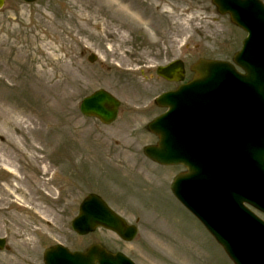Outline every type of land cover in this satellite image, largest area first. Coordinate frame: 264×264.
<instances>
[{"label": "rangeland", "instance_id": "rangeland-1", "mask_svg": "<svg viewBox=\"0 0 264 264\" xmlns=\"http://www.w3.org/2000/svg\"><path fill=\"white\" fill-rule=\"evenodd\" d=\"M243 36L211 0H7L0 11V236L10 247L0 251V264H44V250L58 242L71 250L102 242L137 264H233L172 194L169 172L182 168L154 167L143 148L157 141L146 129L163 111L154 99L173 88L157 66L182 58L190 79L191 64L231 58ZM43 46L58 59L50 66ZM21 49L27 56L18 58ZM91 54L98 59L90 62ZM46 69L60 89L44 91V83L51 88ZM98 89L122 102L112 125L80 112ZM10 136L27 156L14 151L8 159L2 145ZM6 161L29 177L12 196L3 192L12 179ZM91 192L138 225L133 242L105 229L72 230Z\"/></svg>", "mask_w": 264, "mask_h": 264}, {"label": "water", "instance_id": "water-1", "mask_svg": "<svg viewBox=\"0 0 264 264\" xmlns=\"http://www.w3.org/2000/svg\"><path fill=\"white\" fill-rule=\"evenodd\" d=\"M4 3L0 0V9ZM214 3L249 32L234 57L246 74L227 62L199 60L192 68V81L157 100L170 110L149 125L160 142L145 152L161 163H182L188 168L177 176L172 189L235 264H264V222L244 205L247 202L264 212V5L258 0ZM158 73L182 81L184 64L176 61ZM119 105L110 93L99 90L84 99L81 111L109 124L116 119ZM72 226L79 234L103 226L125 240L137 233L97 194L84 199ZM45 260L46 264H132L99 244L86 253L52 247Z\"/></svg>", "mask_w": 264, "mask_h": 264}, {"label": "bare ground", "instance_id": "bare-ground-1", "mask_svg": "<svg viewBox=\"0 0 264 264\" xmlns=\"http://www.w3.org/2000/svg\"><path fill=\"white\" fill-rule=\"evenodd\" d=\"M41 49L46 54V56L44 58H46L47 66L51 65L52 60L53 61H57L58 60L57 58H55L56 56L54 55L53 52H49L48 51V48L46 46H43ZM18 54H19L18 58H21V56H24V57L27 56L26 53L24 54L22 49L18 52ZM43 67H45V65L42 63V66H40V68L44 69ZM5 68H6V71H9V70L13 69V66H12V64H10V67H5ZM45 74H46L47 79H48V85L51 88H48L47 85L44 83V84H42L43 87H45L44 91L47 92L46 91L47 89H56V90L60 89L58 86L61 85L62 81L54 79L52 84H49L52 81V74H51V72L49 70L45 71ZM41 83H42V81H41ZM12 106L17 107V105H15V104H13ZM2 110H4V112L7 113V114L15 113V111H16V109H14V108H7V107L3 108ZM18 128H20V127H18ZM2 146H4L3 149L6 151L9 160L11 159V153H13L14 151H15V153L19 152V154L22 157L27 156V154L24 152V150L20 146V142L17 141L16 139L12 138L11 136L8 137L7 141ZM12 159H14V158H12ZM2 166H3V169H6L11 174V177H12V179L9 180L4 185V187H3L4 191L3 192L6 195L12 196L15 192H17L18 190H21V186H22L23 181H24L23 179H25L24 183L25 182H29V177H26V178L20 177L19 174L17 173V171L15 170V168L12 166L10 161H6V162L2 163ZM42 168H43L42 172L45 175H47L48 172H49V169H48L47 165L43 166ZM14 183H17V185H14Z\"/></svg>", "mask_w": 264, "mask_h": 264}]
</instances>
